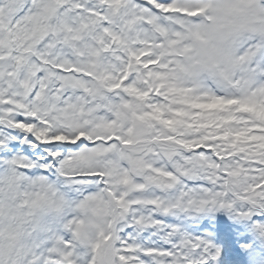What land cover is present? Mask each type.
Here are the masks:
<instances>
[{
    "label": "snow or ice",
    "instance_id": "6c2138e0",
    "mask_svg": "<svg viewBox=\"0 0 264 264\" xmlns=\"http://www.w3.org/2000/svg\"><path fill=\"white\" fill-rule=\"evenodd\" d=\"M0 264H264V0H0Z\"/></svg>",
    "mask_w": 264,
    "mask_h": 264
}]
</instances>
